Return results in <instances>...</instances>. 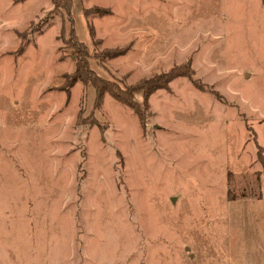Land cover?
<instances>
[{
    "label": "rangeland",
    "instance_id": "obj_1",
    "mask_svg": "<svg viewBox=\"0 0 264 264\" xmlns=\"http://www.w3.org/2000/svg\"><path fill=\"white\" fill-rule=\"evenodd\" d=\"M58 1L0 0V264H264V0Z\"/></svg>",
    "mask_w": 264,
    "mask_h": 264
},
{
    "label": "trees",
    "instance_id": "obj_2",
    "mask_svg": "<svg viewBox=\"0 0 264 264\" xmlns=\"http://www.w3.org/2000/svg\"><path fill=\"white\" fill-rule=\"evenodd\" d=\"M54 1V8L60 7L58 0ZM66 2L63 3L62 6H64L67 13L70 11L71 6V0H65ZM97 8V7H95ZM105 10V9H103ZM63 28H61L62 31ZM69 35L66 37V42L72 46L75 49L74 54V61L75 66L74 69L70 72V79L68 84H74L76 81H82L83 83H91L93 90L95 91V97L94 101L95 103L101 100L104 93H109L112 95L118 102H120L123 105H128L131 107L134 112L136 113L138 120L142 121V117L139 112V105L133 100L132 98V89L131 87L126 86L124 89H121L118 87V85H114L111 82H108L105 80L102 76H99L96 72H94L91 67L89 66V61L87 60V46H85V43L82 40H78L76 37L75 31H73V27L70 26L69 28ZM108 56L110 55H116L119 54L118 50H106ZM186 67V66H185ZM189 68V66L187 65ZM177 67L171 66V68L167 71L159 73V75L154 76L152 78L145 79L140 87H143V94H144V100L148 97V95L156 89V87H164L168 81H170L173 77L178 75H186L187 77H190L192 70H188L187 68L185 70L176 69ZM193 76V75H192ZM192 82H195V80L191 79ZM196 84V83H194ZM198 88L202 89V86L200 84H196ZM135 88V87H134ZM146 101V100H145Z\"/></svg>",
    "mask_w": 264,
    "mask_h": 264
}]
</instances>
